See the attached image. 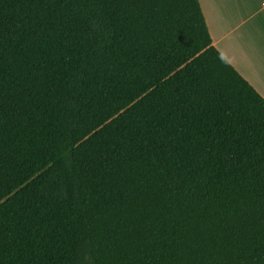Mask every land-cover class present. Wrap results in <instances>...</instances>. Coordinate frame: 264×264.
<instances>
[{
    "label": "trees",
    "instance_id": "16d2710c",
    "mask_svg": "<svg viewBox=\"0 0 264 264\" xmlns=\"http://www.w3.org/2000/svg\"><path fill=\"white\" fill-rule=\"evenodd\" d=\"M0 264H264V98L199 0H0Z\"/></svg>",
    "mask_w": 264,
    "mask_h": 264
},
{
    "label": "crops",
    "instance_id": "0c3cea01",
    "mask_svg": "<svg viewBox=\"0 0 264 264\" xmlns=\"http://www.w3.org/2000/svg\"><path fill=\"white\" fill-rule=\"evenodd\" d=\"M213 46L264 98V0H199Z\"/></svg>",
    "mask_w": 264,
    "mask_h": 264
}]
</instances>
